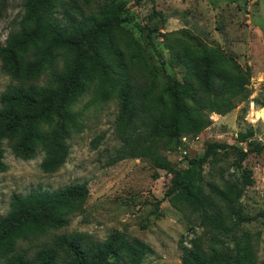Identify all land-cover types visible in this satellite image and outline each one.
<instances>
[{
  "label": "trees",
  "instance_id": "trees-1",
  "mask_svg": "<svg viewBox=\"0 0 264 264\" xmlns=\"http://www.w3.org/2000/svg\"><path fill=\"white\" fill-rule=\"evenodd\" d=\"M99 1L23 0L20 29L0 46V72L11 81L0 96V173L5 169L3 143L23 161L42 154L39 169L55 172L68 155L67 139L81 130L77 99L88 91L99 102L115 98L118 138L130 146L127 157H146L170 173L169 205L200 229L187 245L180 243V264H222L219 248L227 244L231 264H256L251 237L241 228L248 221L239 201L251 182L248 172L242 170L236 182L217 185L205 180L202 166L222 145L207 144L203 155L188 160L182 170L171 169L157 148L160 141L167 140V149L184 134L199 133L208 124L205 114L222 116L246 103L249 67L241 68L216 45L172 36L164 40L168 64L181 69V79L165 75L156 91L157 76L146 66L148 83L138 87L129 76L142 58L140 45L125 31L120 39L125 45L118 44L120 20L113 2ZM250 134L237 133V142ZM263 149L264 144L248 145L236 153L241 159ZM124 158L116 155L107 165ZM87 194L84 182L11 194L8 211L0 217V264H140L148 247L122 232L111 231L103 240L56 233L83 212Z\"/></svg>",
  "mask_w": 264,
  "mask_h": 264
},
{
  "label": "rangeland",
  "instance_id": "rangeland-1",
  "mask_svg": "<svg viewBox=\"0 0 264 264\" xmlns=\"http://www.w3.org/2000/svg\"><path fill=\"white\" fill-rule=\"evenodd\" d=\"M109 1L120 20L115 29L118 44L125 45L120 40L125 31L140 45L142 58L129 76L138 87L145 88L148 83L146 66L157 76L156 91H160L165 75L181 79V69L168 64L164 40L172 36L192 39L197 45H216L241 68L249 67L251 94L246 103L237 104L222 116L203 114L208 124L196 134L197 142L183 147L178 142L163 149L166 140L160 141L157 148L171 169L182 170L188 160L203 155L207 144L222 145L217 155L202 166L205 180L217 185L236 182L242 170L248 172L251 182L239 199L248 221L241 228L251 237L256 264L264 263V149L246 153L241 159L236 153L237 149L245 152L248 145L264 144V108L260 107L264 103V77L260 79L264 74V0L234 4L228 0ZM22 2L0 0V46L19 31ZM130 51L126 48L124 53L130 55ZM9 83V77L0 72V96ZM74 110L80 114L81 130L67 139L68 155L55 172L39 169L42 154L23 161L14 158L4 143L1 145L5 169L0 173V217L8 211L11 194L55 191L84 182L88 194L83 212L71 217L68 225L56 233L77 232L103 240L116 230L148 247L140 264H180V243L187 245L200 229L169 205L165 192L171 174L155 168L146 157H127L130 146H123L118 138L115 98L99 102L88 91L77 99ZM248 131V139L237 142V133ZM116 155L125 158L107 165ZM219 254L222 264H231L230 245L219 248Z\"/></svg>",
  "mask_w": 264,
  "mask_h": 264
},
{
  "label": "built area",
  "instance_id": "built-area-1",
  "mask_svg": "<svg viewBox=\"0 0 264 264\" xmlns=\"http://www.w3.org/2000/svg\"><path fill=\"white\" fill-rule=\"evenodd\" d=\"M197 141H198L197 135H195V136H181L178 140L181 147H183L187 144H193ZM181 147H178V148L181 149ZM181 153L184 155V154H186V151H181Z\"/></svg>",
  "mask_w": 264,
  "mask_h": 264
},
{
  "label": "crops",
  "instance_id": "crops-1",
  "mask_svg": "<svg viewBox=\"0 0 264 264\" xmlns=\"http://www.w3.org/2000/svg\"><path fill=\"white\" fill-rule=\"evenodd\" d=\"M256 30H258V28H256ZM250 65V63H248V66ZM264 74L262 73V77H260V79H263Z\"/></svg>",
  "mask_w": 264,
  "mask_h": 264
}]
</instances>
